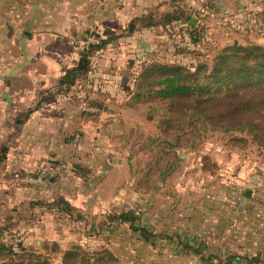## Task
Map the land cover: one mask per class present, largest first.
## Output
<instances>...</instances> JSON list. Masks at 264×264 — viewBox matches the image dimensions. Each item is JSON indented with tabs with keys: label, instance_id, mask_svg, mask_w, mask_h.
<instances>
[{
	"label": "rangeland",
	"instance_id": "rangeland-1",
	"mask_svg": "<svg viewBox=\"0 0 264 264\" xmlns=\"http://www.w3.org/2000/svg\"><path fill=\"white\" fill-rule=\"evenodd\" d=\"M172 3L175 5H170L171 2L167 5L169 9L173 7L172 12H178V6L184 5L181 7L185 12L183 18L188 20H181L182 26L179 21L163 23L167 9L147 18L140 27L136 24L138 30L133 33L127 31L132 22L129 20L125 29L117 31L120 37L92 57L95 83L88 88L97 89L100 85V89L109 88L110 97L103 101L109 108L103 117L89 119L91 123L103 120L105 127L98 134L101 140L95 138L92 142L90 137H84L80 128H70L67 138L76 133L71 142L72 154L83 152L85 160L107 158L113 165L106 180L103 178L107 169L104 165L103 173L89 177L84 186L90 196L95 195L89 202L98 205L97 210L104 206L114 207L116 211L133 210L149 228H154V238H160L159 243L174 240L173 244L146 247L150 254L140 246L135 255L145 264H223L228 254L258 256L264 264V142L260 144L252 135L239 129L224 131L187 124L180 130L175 122L162 125L163 113L156 105L161 99L152 94L137 96L134 88L136 78L152 61L184 65L196 64L199 60L211 63L218 49L234 42L264 47V0H239L238 3L230 0L227 5L219 0L209 4L202 2L200 9L193 3L190 6ZM215 6L219 8L218 12L214 11ZM149 22L151 25H147ZM188 24L203 30L197 45L191 42ZM94 33L83 34V38L91 41L95 38ZM167 110L172 115L177 112L175 107ZM261 113L264 114V109ZM95 132L94 129L93 134ZM105 147L106 151L99 153ZM57 166L54 167L53 161H47L25 174L21 170L27 169L9 170L8 166L4 168L7 173H0V185L5 184L3 188H8L9 192L38 186L49 178L46 176L34 184L22 177L47 168L49 176L58 173L57 170L70 176L64 186L71 195L75 192L73 180L76 178L71 171L73 165L64 161ZM1 197V223L6 224L9 222L6 217L16 218V214ZM15 199L20 201L21 198L16 197L14 191L12 200L15 202ZM36 210L34 218L23 212L19 230L14 229L13 235L5 234L4 239L15 246L22 242L26 251L49 259L44 253L51 249L54 254L58 249L49 241L51 233L53 237L58 235L60 228L56 224L66 222L69 217L44 206ZM86 215L96 222L105 219L100 213L96 214L99 219L89 213ZM77 227L74 224V228ZM82 227L80 233L86 228L81 224ZM114 232L129 238L132 231L124 226ZM191 232L196 234L198 242L191 240ZM199 242L210 246L209 250L214 253L211 262L199 263L191 256L175 257L177 249L187 251L186 244L194 245L196 249ZM140 244L139 241L132 242L131 248L125 244L128 248L125 253L128 255L129 249ZM166 251L170 255L165 254ZM27 259L26 255L16 256L8 262L28 264ZM108 259L113 262L115 258L109 256ZM234 264H246V261L236 258Z\"/></svg>",
	"mask_w": 264,
	"mask_h": 264
},
{
	"label": "crops",
	"instance_id": "crops-1",
	"mask_svg": "<svg viewBox=\"0 0 264 264\" xmlns=\"http://www.w3.org/2000/svg\"><path fill=\"white\" fill-rule=\"evenodd\" d=\"M201 1L209 4L216 3L217 0H184L182 3H186L187 6L193 3L199 5L200 9L203 5ZM221 1L227 5L230 0H219ZM169 2L170 5H175L172 3L173 0H0V151L3 147H8L6 159L0 162V173L5 174L8 172L7 169L16 168L34 170L37 165L47 161H53L54 166L67 161L73 165L71 171L76 177L73 180L75 192L71 195L67 193L66 185L64 186L70 176L57 170L58 173H54L49 180L38 186L14 189L16 197L21 198L20 201L15 199V202L12 200L14 191L9 192L8 188H3L5 184H1L0 195L4 199L2 201L5 205L8 202L7 206L16 214V218L7 216L6 219L11 223V231L19 230L23 212H28L30 218H34L38 212L36 210L38 207L31 206L32 202L52 201L59 196L65 197L80 214L84 215L82 219L72 221L64 218L66 222L56 224L59 225L60 232L58 235L54 234V237L51 233L49 241L57 245L58 249L54 254L51 249L47 254L44 253L49 257V264H78L69 263L66 259L73 248H76L80 255L92 257V261L95 255L98 257L102 252L106 258L103 264H145L144 260L135 255L138 250L143 248L150 254L146 247L174 242L170 239L168 242L159 243L160 238L156 237L147 241L139 233H134L129 224L109 221V214L124 210L116 211L114 207L106 206L97 210L98 205L89 202V198L95 195L90 196L87 193V189L84 188L86 181L89 177H98V174H102L104 165L107 167L103 173L106 180L113 165L107 158L85 160L83 152L79 155L72 154L71 142L76 133L69 138L67 135L74 126L81 129L84 137H90V141H96L95 138L97 141L101 140V135L98 134L105 127L103 120L100 119V123H91L89 119L103 117L102 114L108 112L109 106L104 104L100 111L98 106L88 104L82 97L88 96L92 100L102 102L110 97L109 88L100 89V85L97 89H89L91 83L92 86L95 83L91 71L86 77L78 80L71 91L57 94L38 105L42 97L48 95V91L55 90L65 71L77 65L84 49L83 34L101 32L106 28L123 30L129 20V22L135 20L137 27H140L141 23L155 16L157 12L165 9L168 10L166 13L172 12L173 7L171 6V9L167 7ZM208 7L206 5V8ZM214 11L218 12L219 8L215 6ZM179 23L182 26L183 21ZM143 27L147 29L144 25ZM65 46L66 49H63ZM105 151L106 147L99 153ZM5 167L8 168L4 169ZM77 168L82 171L77 172ZM88 213L97 219H99L97 213L104 214L105 219L101 222L89 220L86 215ZM2 220L0 216V225ZM74 224L78 227L74 228ZM81 224L86 228L80 233L84 228H80ZM124 226L132 231L128 234L129 238L114 232ZM157 234H161V231ZM192 234L191 240L198 242L196 234ZM138 241L141 244L135 249H129L127 255L125 251L128 248L125 244L131 248L132 242ZM38 243L40 244V241ZM199 244L202 252H180L177 249L175 257L191 256L196 257L199 263L211 262L202 259L203 256H213L211 254L214 253L209 250L210 246L201 242ZM165 254L170 255L167 251ZM109 256L115 258L113 262L108 259Z\"/></svg>",
	"mask_w": 264,
	"mask_h": 264
},
{
	"label": "trees",
	"instance_id": "trees-1",
	"mask_svg": "<svg viewBox=\"0 0 264 264\" xmlns=\"http://www.w3.org/2000/svg\"><path fill=\"white\" fill-rule=\"evenodd\" d=\"M173 1L182 3L184 0ZM181 7L178 6V12H168L163 23L170 24L173 21L188 20V18L186 20L183 18L185 12ZM147 25H151L150 22ZM187 26L191 42L199 44L203 30H199L196 25L188 24ZM135 29L136 21L133 20L127 31L133 33ZM120 35L117 31L106 28L101 32L95 31L94 41L84 38V49L77 65L65 71L55 86V90L48 91V95L42 97L38 105L57 94L71 91L78 80L90 74L94 54L106 48ZM216 52L211 63L200 60L191 65L150 62L149 66L135 80L134 88L137 91V96L152 94L161 99L160 103L156 105L163 113L162 125L175 122L180 130L187 124L190 126L199 124L204 129L224 131L239 129L252 135L262 144L264 142V114L261 113V109H264V47L258 44L244 45L234 42ZM82 98L88 104L98 106L100 111L103 109V101L97 102L88 96ZM170 107L177 108L175 115L170 114V111L167 110ZM186 118L189 119L188 122H186ZM7 153L8 147L5 146L0 151V162L6 159ZM81 171L80 168H77V172ZM21 172L25 174L33 171L21 170ZM49 175L47 174V178L51 177ZM31 206H44L49 210L65 213L70 220L84 217L63 196L56 197L52 201L32 202ZM108 219L116 223L129 224L134 233L144 236L147 241H151L155 236L154 229L149 228L140 215H137L133 210L113 212L108 215ZM5 223L0 225V264H9V259L11 261L16 256L24 257L25 255L28 256V264L50 263L48 258L26 251L22 242L17 243V248V244L15 246L13 242L5 241V234H14L10 229L11 223ZM19 248L20 251H18ZM185 248L187 251L202 252L201 247L195 249L194 245L190 244H186ZM73 249L66 256L69 263L103 264L106 261L102 252L98 257L95 255L92 261V257L86 256V254L80 255L75 250L76 248ZM212 257L203 256L202 259L211 261ZM226 258L227 261L223 264H234L236 258L245 260L246 264H262L258 256L228 254Z\"/></svg>",
	"mask_w": 264,
	"mask_h": 264
},
{
	"label": "built area",
	"instance_id": "built-area-1",
	"mask_svg": "<svg viewBox=\"0 0 264 264\" xmlns=\"http://www.w3.org/2000/svg\"><path fill=\"white\" fill-rule=\"evenodd\" d=\"M95 38H93L91 41H94ZM94 110V108H92ZM48 174V169L43 168L37 172L36 175H26L22 177V180L28 181L29 183L37 184L38 182H41ZM18 177V176H17ZM12 185L14 183L11 182Z\"/></svg>",
	"mask_w": 264,
	"mask_h": 264
}]
</instances>
